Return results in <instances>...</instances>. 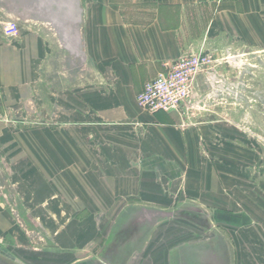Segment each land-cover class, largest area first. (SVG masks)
Wrapping results in <instances>:
<instances>
[{"label": "crops", "instance_id": "obj_1", "mask_svg": "<svg viewBox=\"0 0 264 264\" xmlns=\"http://www.w3.org/2000/svg\"><path fill=\"white\" fill-rule=\"evenodd\" d=\"M81 6L96 80L79 97L74 85L44 82L56 54L45 33L27 25L6 37L0 11V217L33 222L9 225L19 264H228V247L202 235L237 214L217 205L215 126L140 108L136 95L188 42L264 40V0ZM141 205L173 211L200 237L180 243L175 225L132 227Z\"/></svg>", "mask_w": 264, "mask_h": 264}, {"label": "rangeland", "instance_id": "obj_2", "mask_svg": "<svg viewBox=\"0 0 264 264\" xmlns=\"http://www.w3.org/2000/svg\"><path fill=\"white\" fill-rule=\"evenodd\" d=\"M17 22L19 28L31 25L41 29L56 49L51 73L45 76L44 82L56 81L62 88L74 85L78 97L83 89L86 92V82L96 80L93 67L86 62V47L82 46V54L69 53L52 25ZM213 44L206 49L188 42L185 54L204 51L212 57L198 73L195 87L179 111L182 110L185 120L201 122L198 126H215L211 180L218 182L216 195L225 201L213 203L224 210L231 208L237 214L232 222L225 219L224 226L214 227V233L202 235L204 238L215 236L219 244L228 247V264H264V40L235 37ZM31 219L0 217V264H19L12 251L20 243L18 233L11 231L13 226L9 225H14L18 232L25 227L19 221L33 226ZM158 223L175 225L170 235L177 242L200 237L197 229L184 218L170 217ZM4 228L8 231H3ZM15 236L17 239L11 238Z\"/></svg>", "mask_w": 264, "mask_h": 264}, {"label": "water", "instance_id": "obj_3", "mask_svg": "<svg viewBox=\"0 0 264 264\" xmlns=\"http://www.w3.org/2000/svg\"><path fill=\"white\" fill-rule=\"evenodd\" d=\"M0 3V11L6 17V22L48 23L57 29L61 36L60 40L68 48L69 53H83L82 46L85 47V43L82 33L81 0H0ZM173 216V211L141 205L128 224L134 228L142 226L150 228L158 221Z\"/></svg>", "mask_w": 264, "mask_h": 264}, {"label": "built area", "instance_id": "obj_4", "mask_svg": "<svg viewBox=\"0 0 264 264\" xmlns=\"http://www.w3.org/2000/svg\"><path fill=\"white\" fill-rule=\"evenodd\" d=\"M2 32L15 37L20 28L15 22H5ZM211 53L190 52L164 64L163 70L143 84L136 95L137 104L150 111L179 112L196 84L198 73L208 65Z\"/></svg>", "mask_w": 264, "mask_h": 264}, {"label": "flooded vegetation", "instance_id": "obj_5", "mask_svg": "<svg viewBox=\"0 0 264 264\" xmlns=\"http://www.w3.org/2000/svg\"><path fill=\"white\" fill-rule=\"evenodd\" d=\"M193 220H198V221H202L203 220V218L202 217H197V216H193V217H191Z\"/></svg>", "mask_w": 264, "mask_h": 264}]
</instances>
